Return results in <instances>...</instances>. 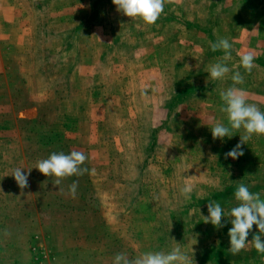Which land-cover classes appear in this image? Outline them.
<instances>
[{
    "label": "rangeland",
    "instance_id": "374dc122",
    "mask_svg": "<svg viewBox=\"0 0 264 264\" xmlns=\"http://www.w3.org/2000/svg\"><path fill=\"white\" fill-rule=\"evenodd\" d=\"M263 16L255 0H166L155 24L112 0H0V264H113L172 239L193 264H264L252 246L228 251L227 216L239 182L264 198V135L233 160L225 154L244 130L211 132L226 123L220 91L236 71L264 111V50L250 31ZM218 38L233 44L223 80L207 72L223 56L209 45ZM239 51L254 52L251 74ZM72 150L95 174L57 185L35 168ZM193 176L185 200L179 189ZM212 200L225 209L222 228L204 223ZM257 234L254 225L248 240Z\"/></svg>",
    "mask_w": 264,
    "mask_h": 264
},
{
    "label": "clouds",
    "instance_id": "9594fccd",
    "mask_svg": "<svg viewBox=\"0 0 264 264\" xmlns=\"http://www.w3.org/2000/svg\"><path fill=\"white\" fill-rule=\"evenodd\" d=\"M117 11L123 15L135 19L139 18L147 24H155L164 11L166 0H112ZM248 31L247 29H245ZM256 30L253 29L252 32ZM249 32V31H248ZM213 52L222 51L223 56L215 63L208 66L207 72L213 80H223L232 69L227 62L232 59L233 44L228 38H218L215 42H209ZM240 65L251 74L255 65V54L253 51H239ZM232 86L220 91V98L223 106L220 111L226 113V123L217 120L211 127L213 139L231 138L233 131L243 129L244 134L240 135L241 142L225 154V158L238 159L244 155L243 144L257 137L264 135V111L257 104L250 103L248 93L238 87L245 83V77L239 71L231 75ZM88 157L82 151L72 150L70 153L53 152L48 158L40 159L36 163L38 169L46 177H56V184L61 180L72 176H82L85 173L95 174V169L91 171L87 167H82ZM23 168L17 167L12 170V175L21 189L28 187V176L23 174ZM197 179L195 176L184 178L183 184L179 189L180 195L185 200L192 198L194 184L192 181ZM78 181H74L69 186V195L76 197ZM237 202L227 211L232 227L228 231L230 237V248L228 251L233 255H238L242 250L249 246L255 248L257 253L264 255V198L260 192H253L242 182L237 183L233 193ZM209 215L203 217L204 223H211L217 228L225 225L222 218L225 217V209L221 204L212 200L207 205ZM257 226L259 234L255 235L251 241L248 240L249 233L253 226ZM173 246L169 249L157 251H145L130 257L121 252L115 255L113 264H193V257L184 251L181 244L173 239ZM185 248L187 247L184 246ZM193 251V249H192Z\"/></svg>",
    "mask_w": 264,
    "mask_h": 264
},
{
    "label": "crops",
    "instance_id": "0c3cea01",
    "mask_svg": "<svg viewBox=\"0 0 264 264\" xmlns=\"http://www.w3.org/2000/svg\"><path fill=\"white\" fill-rule=\"evenodd\" d=\"M257 2V8L259 11L264 13V0H255ZM253 29H255V32H252ZM251 34L256 37L255 38V45L261 49L264 50V16L263 18H260V20L255 23L251 28Z\"/></svg>",
    "mask_w": 264,
    "mask_h": 264
}]
</instances>
